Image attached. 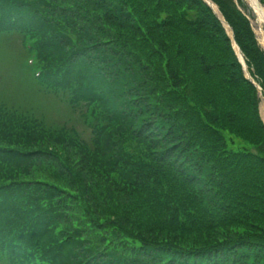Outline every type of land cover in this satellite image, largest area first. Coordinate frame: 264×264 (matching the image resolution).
Masks as SVG:
<instances>
[{"label":"trees","instance_id":"1","mask_svg":"<svg viewBox=\"0 0 264 264\" xmlns=\"http://www.w3.org/2000/svg\"><path fill=\"white\" fill-rule=\"evenodd\" d=\"M211 1L264 95L243 3ZM0 36L92 129L0 104V264H264L260 97L202 0H0Z\"/></svg>","mask_w":264,"mask_h":264},{"label":"rangeland","instance_id":"2","mask_svg":"<svg viewBox=\"0 0 264 264\" xmlns=\"http://www.w3.org/2000/svg\"><path fill=\"white\" fill-rule=\"evenodd\" d=\"M242 1L243 13L248 16L257 43L264 51V25L258 22L252 9ZM22 49L16 37L0 36V104L14 109L12 113L17 116L35 120L50 130H64L63 133L89 145L92 129L79 119L85 108L75 110L69 107L68 98L60 91L52 95L49 91H42L31 78L29 59L24 56ZM18 55L21 57L19 63ZM37 89L40 90L39 94ZM260 114L264 121V102L260 103Z\"/></svg>","mask_w":264,"mask_h":264},{"label":"bare ground","instance_id":"3","mask_svg":"<svg viewBox=\"0 0 264 264\" xmlns=\"http://www.w3.org/2000/svg\"><path fill=\"white\" fill-rule=\"evenodd\" d=\"M245 1H247L249 6L252 8L254 14L256 15L258 19V22L264 25V9L260 8L259 6L256 7V0H245Z\"/></svg>","mask_w":264,"mask_h":264},{"label":"water","instance_id":"4","mask_svg":"<svg viewBox=\"0 0 264 264\" xmlns=\"http://www.w3.org/2000/svg\"><path fill=\"white\" fill-rule=\"evenodd\" d=\"M205 2L209 5V7L214 11V8H213V6L211 5V3H210V1L209 0H205ZM257 3H258V0H257ZM256 3V7L257 6H259V3L257 4ZM215 12V11H214ZM222 24L225 26V28L227 27V25L222 21ZM234 44V43H233ZM234 47H235V51H236V53H237V55H238V58H239V60H241V58H242V54L240 53V50L235 46V44H234Z\"/></svg>","mask_w":264,"mask_h":264}]
</instances>
